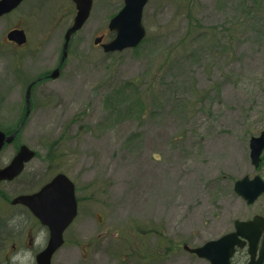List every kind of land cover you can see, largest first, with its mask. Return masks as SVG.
<instances>
[{
  "label": "rangeland",
  "instance_id": "rangeland-1",
  "mask_svg": "<svg viewBox=\"0 0 264 264\" xmlns=\"http://www.w3.org/2000/svg\"><path fill=\"white\" fill-rule=\"evenodd\" d=\"M123 6L94 0L60 78L33 89L32 114L0 166L23 144L39 157L2 187L0 201L62 172L82 207L56 264H87L86 244L98 264H203L184 244L200 246L264 213V196L248 206L234 191L245 176L264 177V155L255 169L249 147L264 130V0H149L140 53L105 54L94 41L112 39L108 25ZM75 16L72 0H29L0 20V129L21 124L28 84L58 65ZM15 26L31 41L22 58L7 44ZM136 80L138 110L114 94Z\"/></svg>",
  "mask_w": 264,
  "mask_h": 264
},
{
  "label": "water",
  "instance_id": "water-1",
  "mask_svg": "<svg viewBox=\"0 0 264 264\" xmlns=\"http://www.w3.org/2000/svg\"><path fill=\"white\" fill-rule=\"evenodd\" d=\"M22 0H0V17L11 12ZM78 3V14L74 25L66 34L65 53L63 61L67 57L69 42L74 33L80 30L90 17L93 0H75ZM149 0H125V7L116 15L110 23V30L116 32V38L104 44L106 53L123 52L127 49L136 48L146 37L147 31L143 25L144 10ZM10 40L19 44L26 42V34L22 30H16L8 35ZM103 38H97L95 44H100ZM60 75L59 70L52 74L56 79ZM31 88L28 91L29 101ZM30 105V104H29ZM29 114V111H28ZM16 133L7 136L0 131V152L6 144L12 143ZM251 160L258 168L261 163V155L264 151V131L259 137H253L250 141ZM35 153L29 147L22 146L18 155L6 167L0 168V185L2 181H11L18 177L24 170L25 164L30 162ZM235 190L249 204L255 203L264 193V180L260 176L251 179L246 176L235 185ZM14 204L27 205L36 214L44 225L51 231L49 247L38 257V264H51L53 254L64 244V232L71 225L78 215V203L75 195V184L65 175H58L50 183L45 185L38 193L33 195H22L17 197ZM238 234H229L219 240L206 243L198 248H191L188 245L184 249L190 253L197 254L200 258L211 261L212 264H229L235 251L236 244H239L238 235H247L248 231H254L260 227L257 236L264 231V221L256 216L249 222H236ZM262 259V258H261Z\"/></svg>",
  "mask_w": 264,
  "mask_h": 264
},
{
  "label": "flooded vegetation",
  "instance_id": "flooded-vegetation-1",
  "mask_svg": "<svg viewBox=\"0 0 264 264\" xmlns=\"http://www.w3.org/2000/svg\"><path fill=\"white\" fill-rule=\"evenodd\" d=\"M28 1L29 0H24L16 10L21 8ZM15 11H13L12 13L6 16H10L14 14ZM16 29H24L26 31L27 36H28L27 43L24 45H19L18 43L14 41H9L7 39V44L8 46L15 49V51L13 52L15 53V55H19L20 58H22L25 53L29 52L27 50L30 47L31 41H30L28 31L25 28L15 26L14 28H11L8 32L16 30ZM60 64H61V57H60L58 65H56L54 69L49 70L45 73L39 74L34 80H32L28 84V87L31 84H34L33 86V89H34L35 87L41 84H46V82H51V80H53L51 79V74L53 73L54 70H57L59 68ZM63 68H64V65L60 67V72H62ZM32 100L33 98L31 99V101ZM23 102L25 105V112H26V106H27L26 96ZM19 151L20 149L17 150L15 155H17ZM38 157H39V154L37 153L34 160ZM49 168L52 170L53 173L55 172L53 171L55 170V167L53 165H51ZM45 175L46 174H44V177ZM39 177H40L39 172L32 174V179H33L32 183L33 181L37 180ZM18 180L19 179L9 182L7 184L8 188L15 186L14 183L18 182ZM18 189H20L18 194H15V195L11 194V193H16ZM39 190H36L33 192H28V191L22 192V191H26V188L23 185L17 186L16 189H12L11 193L9 194L10 195L9 198L5 199L4 201H0L1 205L3 204L7 205V210H3V207L0 206V222L2 223V225L5 226L4 231L0 233L1 235L0 239L2 238V240L0 241V249H1L0 251L2 250L5 251L9 243L11 244L10 250L8 249L9 251L5 255L6 260L4 259L5 260L4 262V260L2 259L1 264H19L20 260H22L24 257H29L32 264H38V260H37L38 256L41 253H43V251L49 246L50 239H51L50 229L42 223V221L34 214V212L28 206L24 204H14L13 203V200L16 197L20 195H24V194H33V193L38 192ZM78 203H79V214H80V210L82 207V203L80 199H78ZM257 215H260L262 218H264V213L262 212V214H255L251 218L250 216H248L249 218L242 219V221H250ZM79 216L80 215H78L77 219L69 227L70 229L68 230V232L71 231L76 221L78 220ZM86 218H88V216ZM259 230H260V227L258 226L256 230L247 232L248 236H251V240H249L246 237L247 235L240 234L238 236L239 242L241 245L238 244L235 246V251L230 259L229 264H264V231L260 233L259 236H257ZM234 233H237L236 220L233 223L232 229L225 232L223 235H221L220 237L216 239H219L226 234H234ZM64 238H65V245H67V238L65 235H64ZM86 245H87L86 246L87 255H85L86 258L83 260L84 261L83 263L86 262L87 264H98L96 260L88 259V257L91 255L90 248L92 247V244L91 245L86 244ZM60 250H58L53 255L52 264H56L57 254L60 252ZM196 260L203 264H212L211 261L207 259L198 258Z\"/></svg>",
  "mask_w": 264,
  "mask_h": 264
},
{
  "label": "trees",
  "instance_id": "trees-1",
  "mask_svg": "<svg viewBox=\"0 0 264 264\" xmlns=\"http://www.w3.org/2000/svg\"><path fill=\"white\" fill-rule=\"evenodd\" d=\"M145 42H146V40L143 42V44ZM142 45L140 47H138L137 49L134 50V52L136 54L137 53H140V51L142 50V48H141ZM140 86L141 85L138 83V80H136V81H130V82L125 83L124 86H122V87L118 88L117 90H115L114 94H116L117 97H120L119 95H123L122 98L125 96L126 97V100H123V101H125L126 104L132 105L135 110H138V108H141L140 103L143 104V101H144L143 100V94L141 92L138 95L135 94V93L139 92ZM128 93H132V94H128ZM132 96L136 98L135 101L130 99V97H132ZM127 112H130V110L128 109ZM56 142H58V141H56ZM57 156H58V153L57 154L55 153V155H53V157H55V158ZM53 166L55 167V164H53ZM49 170H51V169L49 168ZM4 229H5V226L2 225V223L0 222V233L2 231H4Z\"/></svg>",
  "mask_w": 264,
  "mask_h": 264
},
{
  "label": "bare ground",
  "instance_id": "bare-ground-1",
  "mask_svg": "<svg viewBox=\"0 0 264 264\" xmlns=\"http://www.w3.org/2000/svg\"><path fill=\"white\" fill-rule=\"evenodd\" d=\"M2 240V238L0 239V241Z\"/></svg>",
  "mask_w": 264,
  "mask_h": 264
}]
</instances>
